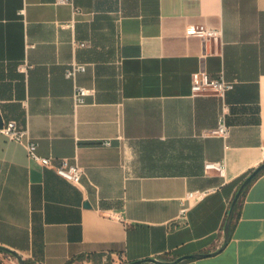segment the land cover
Returning <instances> with one entry per match:
<instances>
[{
  "label": "crops",
  "instance_id": "crops-1",
  "mask_svg": "<svg viewBox=\"0 0 264 264\" xmlns=\"http://www.w3.org/2000/svg\"><path fill=\"white\" fill-rule=\"evenodd\" d=\"M190 24L221 42L187 36ZM73 63L86 69L69 76ZM199 71L234 88L195 95ZM224 112L227 138L211 133ZM0 118L84 169L73 183L0 131V244L25 260L216 251L242 177L264 162V0H0ZM221 160L223 176L205 169ZM194 190L206 192L186 199ZM230 234L178 264H264V172Z\"/></svg>",
  "mask_w": 264,
  "mask_h": 264
},
{
  "label": "built area",
  "instance_id": "built-area-1",
  "mask_svg": "<svg viewBox=\"0 0 264 264\" xmlns=\"http://www.w3.org/2000/svg\"><path fill=\"white\" fill-rule=\"evenodd\" d=\"M186 35L190 37H200L207 42L219 44L223 36V30L212 28L205 24H190L186 28ZM86 69V65L82 63H73L68 70V75H75L78 71ZM234 81L226 79L223 73L217 76H211L207 71H199L194 75L192 90L193 94H216L223 96L227 91L234 88ZM89 89L76 86L74 99L76 103H85V97ZM0 131L4 133L10 140H14L22 144L27 150L30 159L37 161L45 167H53L57 174L63 178L73 182L80 183L84 175V169L76 162H71L69 159H56L51 156H42L38 153V142L32 137L28 128L20 127L17 121L8 120L3 123ZM212 134L227 138L230 134V126L227 120V114L224 112L220 115L218 125L211 131ZM106 144H111L110 140L105 141ZM205 169L215 170L219 175L225 174V161H209L205 163ZM206 191L194 190L189 191L186 199L192 197H201ZM184 206L182 211H185Z\"/></svg>",
  "mask_w": 264,
  "mask_h": 264
},
{
  "label": "water",
  "instance_id": "water-1",
  "mask_svg": "<svg viewBox=\"0 0 264 264\" xmlns=\"http://www.w3.org/2000/svg\"><path fill=\"white\" fill-rule=\"evenodd\" d=\"M3 126V121L0 118V128ZM264 170V162L261 163L259 166H257L245 179L244 181L240 184L238 190L236 191L233 200L231 202V206L228 212V216L226 219V223L224 226V235H225V240H224V244L222 245V247H220L219 249H217L216 251H212V252H207V253H196V254H188V255H182L180 257H177L174 260H163V259H158L156 257H148L145 259H138V260H134V261H130L127 263H122V264H145V263H154V264H178L184 260H188V259H194V258H202V257H206V256H210V255H215L218 252H220L225 246L226 244L229 242L230 240V232H231V224L235 215V211L239 202V199L242 195V193L244 192V190L249 186V184L251 183V181L261 172ZM0 252H5L8 253L10 255H13L19 262V264H26L25 263V259L23 258L22 255H20L19 253H17L14 249L7 247L5 245H1L0 244Z\"/></svg>",
  "mask_w": 264,
  "mask_h": 264
},
{
  "label": "trees",
  "instance_id": "trees-1",
  "mask_svg": "<svg viewBox=\"0 0 264 264\" xmlns=\"http://www.w3.org/2000/svg\"><path fill=\"white\" fill-rule=\"evenodd\" d=\"M264 172V170L263 171H261L252 181H251V183L249 184V186L244 190V192L242 193V195H241V197H240V199H239V202H238V205H237V208H236V211H235V215H234V218H233V221H232V224H231V231H232V229H233V227L235 226V223H236V221L238 220V217H239V211H240V207H241V204H242V202H243V196L245 195V193H246V191H247V189L251 186V184L262 174ZM248 176V174L247 175H245V176H243L242 177V179H241V183L244 181V179L246 178ZM231 206V205H230ZM230 209V208H229ZM228 212H229V210H228ZM227 216H228V214H227ZM227 219V218H226ZM225 223H226V221H225ZM83 258V256L82 255H79V256H76V257H73V258H71L70 260H68L67 261V263L66 264H76L75 262L77 261V260H81ZM25 263L26 264H34L33 262H31V261H29V260H25Z\"/></svg>",
  "mask_w": 264,
  "mask_h": 264
},
{
  "label": "rangeland",
  "instance_id": "rangeland-1",
  "mask_svg": "<svg viewBox=\"0 0 264 264\" xmlns=\"http://www.w3.org/2000/svg\"><path fill=\"white\" fill-rule=\"evenodd\" d=\"M13 261L17 264V259L8 253L1 252L0 254V264H13Z\"/></svg>",
  "mask_w": 264,
  "mask_h": 264
}]
</instances>
